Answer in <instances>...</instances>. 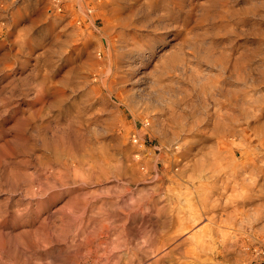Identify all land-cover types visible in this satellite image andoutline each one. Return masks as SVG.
Segmentation results:
<instances>
[{"label":"rangeland","instance_id":"obj_1","mask_svg":"<svg viewBox=\"0 0 264 264\" xmlns=\"http://www.w3.org/2000/svg\"><path fill=\"white\" fill-rule=\"evenodd\" d=\"M0 264H264V0H0Z\"/></svg>","mask_w":264,"mask_h":264},{"label":"bare ground","instance_id":"obj_2","mask_svg":"<svg viewBox=\"0 0 264 264\" xmlns=\"http://www.w3.org/2000/svg\"><path fill=\"white\" fill-rule=\"evenodd\" d=\"M129 4H130V3H129ZM242 168H243V167H242ZM248 168H251V170H250L251 173H252L253 171H255V167H254V166L248 165ZM241 170H242V169H241ZM244 170H245V171L248 170L247 167H246V169H244ZM252 170H253V171H252ZM245 171H244V173H245ZM239 173H240V170H239ZM249 173H250V172H249ZM241 174H242V173H241ZM212 185H213V183H212ZM244 185H245V184H244ZM210 186H211V185H210ZM250 186H251V185L246 186V187H249V188H250ZM251 188H252V187H251ZM217 193H218V192H217ZM245 203H249V200H247ZM166 223H167V222H166Z\"/></svg>","mask_w":264,"mask_h":264},{"label":"built area","instance_id":"obj_3","mask_svg":"<svg viewBox=\"0 0 264 264\" xmlns=\"http://www.w3.org/2000/svg\"><path fill=\"white\" fill-rule=\"evenodd\" d=\"M147 123H148V122L145 123V126H148ZM139 141H140V138H138L137 135H133V142H134L135 144H139Z\"/></svg>","mask_w":264,"mask_h":264}]
</instances>
